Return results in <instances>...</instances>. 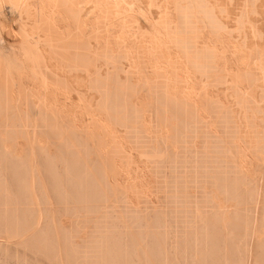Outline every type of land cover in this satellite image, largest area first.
<instances>
[{"label":"bare ground","instance_id":"bare-ground-1","mask_svg":"<svg viewBox=\"0 0 264 264\" xmlns=\"http://www.w3.org/2000/svg\"><path fill=\"white\" fill-rule=\"evenodd\" d=\"M106 1L0 0V115H3V117L11 115V118H17L18 121L23 117H28L29 119L31 118L29 117L30 112H27L28 108H31V113L41 120L38 122H43V127H46L45 131L48 128L49 135L54 140L53 144H49V146L39 143L35 134H33L35 132L33 128L34 132H31L37 140L34 139L35 143L31 145L35 147L33 148L31 146L30 148L27 146L29 149H23V146H20L23 149L22 151H24L21 152L22 154L17 152L19 151L16 150L17 148L14 149L15 147L13 145L15 143L12 145L13 149L8 147V142H5L7 140L0 143V232L3 235L6 234V238L10 237L13 239V245L10 241L12 247L33 243L38 248V252L39 249L41 251L43 249L44 251L51 249L49 253L53 250L52 254L55 252L56 260L59 259L57 257H60L59 260L62 261V255L68 256L71 251L76 253V255L81 254L82 243L85 242L81 235L85 232H82L84 225L89 220L88 218L92 217L90 219L94 221L91 222H95L93 218L96 217L97 224H92L97 225L98 232H95L98 234L93 235L95 237L91 238L89 241L90 246H88L91 249V253H89L91 254L90 258L96 261V264H264V174L261 172L264 169L259 170L260 167L264 168V164L256 168L251 164L252 161L249 162L252 167L248 166L249 163L247 164L248 157H252L258 163L264 162V30L260 29L256 24L258 23L256 22L257 20L255 21L256 18L259 20L261 15L263 17L264 0H243L238 8L239 13H237V17L235 16L232 20L235 22V27L230 26L229 19L232 14L228 7L231 5L234 7L235 2H237L236 0H228L229 6L227 3H221L222 0ZM172 3L177 6L174 8L176 10L173 16H171L172 12H170L172 8L170 6H173ZM261 7L263 11H261ZM161 14H167L165 22L161 20ZM132 15L133 17L139 15L149 26H153L154 33L152 31V35H147V37L141 35L144 36L143 38L139 35L141 40H138L144 46L140 48L139 45L141 46V43L138 42L137 44L139 45L137 46L140 49L136 46L138 49L135 48V50H137L138 54H143L144 56L142 57H147V55L152 54L154 58L148 59L147 65L144 66L148 69L150 68V74L153 73L158 78H154L156 82L153 85L155 91L153 92L158 95V100L161 101V106L159 108L155 107L159 109V112L163 116L161 115L162 117H160L159 113L154 112V114L158 115V118L155 115L157 120L154 121L155 118L153 114L151 115L153 110H148L151 104L149 108H146L148 106L146 104L147 101L145 100V105L137 98L139 96L138 92L142 91V88L144 89L154 82L150 79L152 83L148 84L149 79L146 80V77H141V75L145 74L144 72H140V76L135 78L134 61H130V56L134 55L133 50L128 49L129 47L126 50L124 46L125 51H121L120 49L122 47H119L118 50L120 52L117 56V54H114L113 49L110 50L112 45L108 44L105 45H108L107 47L110 46V52L107 50L108 48H104L107 50L104 54L106 52L110 54H106V59L103 54L101 56L105 59L104 66L106 65V69L109 68L112 71L107 69L104 75L103 65V68L100 66L103 72L99 70L101 68L95 69H98L100 72L97 70V74L93 73L95 76L89 82V92L92 95L100 94L99 97L101 98L100 100L96 98L97 102L94 109L91 108L93 106L92 104H87V100L85 101L86 106L84 107L87 111H95L99 115L97 117L103 120L105 118L107 122L106 124L104 122V125H102L103 121L100 124L97 120L105 129L104 131H108L106 129H109L110 125L111 127L114 126L116 129H120L125 133V137L129 141L128 144H131V147H135L134 149L136 151L139 149L140 153L143 154L142 156L145 159L147 158L149 163L146 162L150 164L151 172L155 174L154 178H158L157 180L160 181L159 193L161 194L162 192V194H165V197L163 196L164 198H162L163 202L160 201L162 205L158 203L156 205L150 201L154 205L149 207H146L148 205L146 202L150 203L147 198V200L144 198L146 200L144 202L147 205L145 206L143 204L144 202L142 203L145 207L142 204L139 205L141 207L137 204L135 205L131 201L132 198L130 199L128 196L130 192H127V188L125 187V190L123 187H120L116 182V178L114 179L112 173L117 168L114 167L113 155H121L124 153H120V151L118 153L116 147L111 148L110 146L111 150L109 149V154L105 153L104 150L107 149V144L109 143H106V138L104 139V135L99 133V130L97 132L93 131L94 129H91V125L88 127L77 125L76 120L79 119L76 115L77 112L75 113L77 116L75 120L74 114L72 115L68 111H65L66 109L60 108L56 104V102L58 103L57 100L51 101L52 99L48 97V95L50 96L52 94L49 90L50 88H54L52 92L57 91L56 93L60 97L63 95L66 97L68 92L78 91L74 87V89L71 88L73 85L70 84V81L62 71L61 73L63 75L60 74V70L55 69V65L54 68L52 67L50 63L51 59L55 58L57 59L56 61L59 60L64 66L66 73L79 74V72H86L88 66H95L97 64L98 57L95 54L97 50L91 48H96L97 44H101L97 37L100 32H109L110 34L108 33L107 35L105 33L104 35L109 37L112 35L113 37L111 36V38L113 42L115 41L114 43H118V41L122 43L130 41L131 44L136 34L126 27L131 28V26H134L133 28H136L138 25L135 24L134 19H131ZM56 17L59 20L61 17L64 18L61 19L63 22H66L69 31V33H66L70 34V36H66L67 38H61L60 34L59 36L56 34L57 30L54 31V29H57L54 27L58 24H55ZM113 18L114 21H117H112ZM118 26L120 28H126L124 30L125 32H122L123 30L121 31L123 35L120 33V30V34L118 32L116 33L115 27L117 28ZM102 27L105 28L102 29ZM101 29L103 31H100ZM110 29L119 36L115 35L114 32H110ZM135 30L138 29L136 28ZM140 30L136 33L141 34ZM76 31L77 34L85 33V36L86 34L87 37L89 36V38L83 37L84 39H88V45L87 42L84 43V39L83 41L80 40V43V41L71 37L73 36L71 33L76 36ZM6 39L9 41L8 44L4 43ZM215 40L217 42L227 40L228 43H231L228 45H232L234 51L244 55L241 58H250L248 62H251V66L248 63L245 67L248 68L250 66L249 69L252 68V70L248 73L246 68L243 67L246 70V72L242 71L245 76L243 74L240 76H242L241 78H246V81L241 79L244 81V84H242L245 86L248 82L249 89L254 84L253 90L255 91H252L258 94L256 91L259 90L263 96L260 95L259 99L255 97L249 104L246 101L247 99L242 100L245 96H251L250 91L246 88L247 86L245 87L246 90L242 84V86L240 85V76H238L237 81H233L239 74L236 73V77L232 78L229 75L231 74L230 69L228 71L226 70L229 64L227 59L229 61L232 56H229L230 58L228 56H226L227 58L225 56L220 57V61L222 63L225 62L224 64L227 66L224 65L225 67H221L220 63V67L218 66L216 60L218 59V54L216 55V53H218L217 49L221 48V46L217 48L215 44L211 43ZM111 42L110 44H112ZM92 43L94 44L92 45ZM146 43H148V47L147 45L145 46ZM123 44L120 45L119 43L116 46L118 48L119 45L123 46ZM126 44L129 46L128 43ZM222 44L224 45L225 42H222ZM177 46L182 48H179L184 52L181 51L183 53H181L182 55L176 52L179 50ZM46 47L51 48L52 53L49 54L50 56L46 53ZM165 48H168V51L174 48L175 54L178 53L177 60L183 59L184 64L182 62V68H178L177 65L181 63L176 62V60H172V62L171 57L170 62L166 61L165 53L163 54ZM226 49L228 48H222L223 51L227 52L225 55L228 54V50ZM218 51L220 50L218 49ZM223 51H221V54L225 53ZM99 52L102 53L100 50ZM139 56L141 55L139 54ZM175 56L172 57L176 58ZM116 58H119L118 60L121 64L125 62L129 65L124 64L125 67L127 66L125 68L118 60L117 63ZM107 59H110V62L108 61V67ZM141 59L139 58L140 61ZM144 60L147 59L144 58ZM239 61H235L234 63H238L236 64L238 67L240 66ZM135 63L137 64V60ZM117 64L123 66L121 73H124L125 76L123 74L122 77L120 73H117ZM138 64H141V62H138ZM119 65L118 69L121 67ZM112 66L113 68H111ZM184 66H187L185 68L186 70L184 69L185 71L183 70ZM115 67L116 69L114 70ZM137 67V70H139V66ZM223 67L228 72L229 78L225 74L226 72H223L225 70H219V68L222 69ZM220 71L224 73L222 75H224L225 79L222 77ZM182 72L186 74L183 75L184 77L181 74ZM215 73H220L221 77L217 78L218 76L216 77ZM146 74L148 73L146 72ZM208 74H214L216 78H212L213 75L209 76ZM191 77L192 79H201L202 77L200 80L202 81L201 84L204 83L202 87L207 83V79L208 81L211 80V82L215 80L212 83L209 81L210 83L208 82L207 86L216 82L214 85L217 84V89L221 86L220 88L224 90L228 86L227 88L234 89V92L236 89H239V92L240 90L243 91L242 87L245 89L244 91H248L249 95H244V91L243 93H239L236 90L239 93H237L238 95L236 97V94L234 95V92H232L233 90L228 89L236 97V100L241 94L239 96L241 100L238 99L240 103L237 101V105L239 107L241 106L240 110L242 112L240 115H242L237 116V110H234L235 108L231 104L227 106L229 104H225L223 101L214 100V97L219 96L218 93L216 94L217 96L211 97L206 93L209 87L204 86L207 90H204V87V89L200 88L208 96L207 99L202 91L204 95V99H201L204 101L203 107L207 109L213 102L211 109L214 110H211V114L215 112L214 117L217 115L215 119L211 120L209 118V122L212 121L216 124L219 118L221 121H217V124L222 122L225 130H219L220 132L218 134L223 133L222 135L224 136L214 135L216 132L215 127V130L213 129L215 132L213 130L212 133L210 132L211 126L213 128L215 125L212 122L210 124L206 120L207 118H204V113L207 112L204 110L206 109L202 105L199 106L197 104L198 102L196 103L197 100L195 101V97L197 99V96L195 93L197 91L193 90L194 87L192 88L189 84L190 82L193 83ZM247 77L253 81V83L250 81L252 83L250 86ZM138 78H142L144 81L142 79L140 81ZM189 80L191 81L188 82ZM220 80H223L221 81L222 85H220ZM142 82L145 83L142 84ZM34 84L38 85L40 89L42 88L43 92L38 89L41 94L38 93L37 87ZM85 84L84 87L86 86ZM214 85L212 86L215 87ZM28 88V91H30V88H32V91L35 88L34 91L36 90L37 92H33L35 94L38 93L39 96L41 95V98L37 97L38 94L34 95L31 91L32 93L30 92L29 97H27L28 99L26 98L29 107L24 112L25 110H22L24 103H21L23 101L21 98H17V96L20 97L22 90H27ZM148 88L153 90L151 86H148ZM148 88L147 90H150ZM15 89L18 91L17 94L20 91L19 95L13 94L16 93L14 91ZM201 91L199 90L198 92ZM27 92L24 93L27 94ZM48 92L51 94H48ZM148 92L150 94L152 91ZM24 93L22 92L23 95ZM199 94L201 95V93ZM242 94L244 97H242ZM78 96L82 97L81 95ZM209 96L213 100L211 98L209 99ZM255 96L257 95L255 94ZM154 97L156 98V96ZM233 98L231 99L233 100ZM93 100L95 101V97ZM198 100L200 101V99ZM156 104L158 103L156 102ZM250 104L253 105L251 106ZM152 105L154 106L155 104ZM198 106L200 109H198ZM81 107L83 106L81 105ZM169 107L174 111V115L172 114L173 116H170L173 118L169 117L168 113L170 112L168 111L170 109L167 110ZM201 108L204 113L200 112ZM73 110L71 113H73ZM88 113L90 112L86 114ZM208 115L211 116L210 114ZM214 117L212 116L211 118ZM6 119L8 120V118ZM23 119L21 122L19 121L20 124L24 121ZM31 120L29 119V121ZM17 122H14V124L16 123L17 125ZM165 123H171L174 126V128H172L173 126L171 127L172 130L175 129L171 133L172 136H169L171 135L169 134L170 130L164 128L163 125ZM3 124H5V128L7 126V130L4 129L6 130L5 132L7 134L9 133V137L12 139H15V135L16 137L18 135L22 137L24 132L27 138L30 137L29 134V137L27 135L29 130L26 128L31 125L26 124L25 128L23 123L24 129L28 130L27 132L26 130L24 131L23 126L20 124V128H18L20 130L9 129L8 123ZM209 124L211 125L210 127ZM16 125H13V127H16ZM81 125L83 124L81 123ZM247 125L248 128L251 127L254 131V138H252L254 141L252 143L248 142L251 138L247 141L246 135H243L247 133L243 130ZM1 134V137L6 138L7 134ZM6 139L12 142V139ZM19 139L17 138L15 140ZM41 142L43 141L41 140ZM198 142L204 144L202 145L201 143V149L199 148ZM16 144H18L17 141ZM26 144L28 145V143ZM105 151L107 152V150ZM38 158L39 162L43 164L42 167H44L45 175L49 179V193L46 189L47 185L45 186L41 178L40 172L42 170L39 172L40 167L37 168V164L40 163L37 162L35 165ZM130 159H133V157ZM134 159L131 161L134 162ZM143 174L140 172V175ZM7 176L9 177L7 178ZM140 177L142 178V176ZM9 178H11L10 181L8 180ZM38 194L42 195L43 198L41 196L38 198ZM37 198L39 200L42 198V204L44 203L42 205L43 207H41L40 201L38 203ZM69 214L74 218L73 220L77 218V221L66 224V221L64 222L62 218L64 215ZM41 217L44 218V221L41 220ZM81 218H87V221L84 219L80 220ZM174 223L177 226L180 224L181 227L179 228H182V230L180 229L181 235H175L176 237L174 235L173 237L171 236L173 232H171V228H175L173 227ZM85 228H88L87 225ZM85 230L88 233L87 229ZM22 237H25V239H21ZM89 238L85 239L87 240V245H89ZM252 243L253 245L255 244L258 250V253L256 255L254 254L255 256L252 252V247H254ZM0 246L10 248L9 242L7 241H0ZM90 249L85 250L86 253ZM86 253H83L86 257L85 255L82 256L88 259V253ZM69 258L72 261V258ZM81 259L84 260L83 258ZM91 259L89 260L91 261Z\"/></svg>","mask_w":264,"mask_h":264},{"label":"rangeland","instance_id":"rangeland-1","mask_svg":"<svg viewBox=\"0 0 264 264\" xmlns=\"http://www.w3.org/2000/svg\"><path fill=\"white\" fill-rule=\"evenodd\" d=\"M105 1H106V0H105ZM144 1H147V0H144ZM223 1H224V2H223ZM226 1H227V2H226ZM236 1H237V2H235L234 7H232V5L229 6L230 4H228V0H222V1H221V3H224V4L227 3V5L229 6L228 8H230L229 11H230V13L232 14L231 17H230V19H229V21H230V26L232 25L231 27H235V26H236V25H235V22H233L232 20L235 18L236 15H238V14H237V13H239V12H238V11H239L238 8L240 7V3L242 4V1H243V0H236ZM173 2H174V1H173ZM238 2H239V3H238ZM50 3H51V1H50ZM106 3H107V1H106ZM172 5H173V6H170V8L172 7L171 10H170V12H172L171 16L175 15V10H176V9H174V8L177 7V6L174 5V3H172ZM236 5H237V6H236ZM235 6H236V7H235ZM7 8H8V7H7ZM232 8H233V9H232ZM236 9H237V10H236ZM261 11H263L262 7H261ZM49 12H50V11H49ZM132 17H133V15H132ZM132 17H131V19H134V21L136 22L135 24H138L137 26L134 24V25L136 26V28H137L138 30L141 29V30H140V31H141V34H137L136 32H138V30H135L136 28H133L134 26H133V27L131 26V28H130V27H126V28L131 29V30L136 34L135 39L132 41L133 43L131 42V44H133V45L130 44V41H127V42H126V43L129 44V46H127V44H126L125 42H123V43L125 44V45H124L121 41H118V43H114L115 41L113 42V39L111 38L112 35H110V37L107 36L109 32H108V33L105 32V33H107V35H104L105 33H104V31H103L102 29L105 28V27H102V29H101L100 31H103V33H102V32H100V33L98 32V33H99V34H98L99 36H97V37L99 38V40H100L99 42H100L101 44H97V45H96V46H97L96 48H94V47L91 48V49L97 50V53H95V51L92 50L95 54H97V57H98L97 64H96L95 66H94V65H90V66H88L86 72H84V73L79 72V74H78V73H77V74H76V73H73V74L66 73V72H65L66 70H65L64 66L60 63L59 60H58V61H59V62H58V61H56L57 59H55V58H54L55 60H54V59H51V60H50V63H51V65H52V67L54 68V65H55V69H56V70H60V71H59L60 74L63 73V74L68 78V80L70 81V84L73 85V86L70 85L71 88L74 87V88H75L76 90H78V91H75V92L72 91V92H70V93L68 92L67 95H66V97H67V98H66L64 95L60 97V95H58V93H56L57 91L52 92V90H53L54 88H53V89L50 88L49 90H50V92H51L52 94H51L50 92H48V94H49V93L51 94L50 96L48 95V97H50V98L52 99L51 101H53V100L56 101V100H57L58 103L56 102V104L59 105L60 108H62V109H64V110L66 109L65 111H68V113H70V114H72V115L74 114L73 116L75 117V120L77 119V116H78L79 119L76 120L77 125L79 124V126H86V127H88L89 125H91V127H92L91 129H94L93 131H96V132H97V131L99 130L98 132L104 135V139L106 138V140H107L106 143H109V144H110V145L107 144L108 147H107V149H105V150H107V152L104 150L105 153H108V154H109V151L111 150L110 147H111V148H112V147H116L118 153H119V151H120V153H122V152L124 153V154H121V155H119V154H116V155L114 154V155H113V156H114V157H113V161L115 162V166H114V167H116L117 169L113 170V173H112V174H113V176H114V179L116 178V180H117L116 182L119 184V186H120V187H123L125 190H126V188H127V192H130V193H129L130 195H128V196H129L130 199L132 198L131 201H132L135 205L137 204V205L139 206V205H141L144 201H146L147 199L149 200V202L152 201V203L158 205V204H161V203L163 202V201H162V200H163L162 198L165 197V194H162V192H161V194L159 193V187H160L159 182H160V181L157 180L158 178H157V179L154 178V177H155V174L151 172L152 169H151L150 164H148L149 162L147 161V158L145 159V157L142 156L143 154L140 153L139 149L136 151V150L134 149L135 147L132 146V147H133V148H132V147L130 146L131 144H128L129 141H127V139H126V137H125V133H124L123 131H121L120 129H116V127H114V126L111 127V125H110V126H109L110 128H109V129H106V130H108L109 132H108V131H104L105 129L102 127V125H104V122H105V124H106V122H107V121H105V118H104V120H103V119L97 117V116H99V115H98L95 111H94V112H93V111L91 112L90 110L87 111V109L84 107V106H86V105H85V101L87 100V104H92L93 106H92L91 108L94 109V108H95V105H96V102H97V101H96V98H97L98 100H100V98H101V97H99L100 94H98V95L93 94V95H92V93L89 92V91H90V89H89V84H90V83H89V82H90L91 78H92L93 76H95L93 73L97 74V72H98L99 70L102 71V70L104 69V73H103V74L105 75V72H107V69H109V68L106 69V67H105L106 65L104 66V64H105V59H106V57H107L106 54L109 55V54H110L109 52H110V50H112V49H113V51L115 52L114 54H117V56L119 55L118 53L120 52V50H121V51H125V50H124L125 47H126V48H125L126 50H127V47H129L128 49H132V50H133L132 52H134V55H133V56H130V57H131V58H130V59H131L130 61H131V62L134 61L133 63H134V76H135V78H137V76H140L139 74H141V73H143V72L146 74V72H147L148 74H146V75H147L148 77H147L145 74H144V75H141V77L144 76V77H146V80L149 79V80H148L149 82L146 81V82H148V84L154 82V83L148 85L149 87L151 86V88L153 89V85H155V82H156V79H154V78H157V76L154 75L153 73L150 74V72H151V71H149L150 68L148 69V68H147L146 66H144V65H147V61H148V59H154V58H153L152 54L149 55V56L147 55L148 58H147L146 56H145V57H142V56H144V55L141 54V53H139V54L141 55V56H139V54L137 53V50H135V48L138 47L137 45H139V44H137V43H138V42L141 43V42H140L141 37H142V38L144 37V36H141V35H145V37H147V35H150V34L152 35V34L154 33L153 26H149V24L146 23V21H145L143 18L139 17V15H136V17L134 16L135 18H134V17L132 18ZM166 17H167V14H161V20H162L163 22L166 21V19H165ZM236 17H237V16H236ZM261 17H262V15H261ZM261 17H259V18H260L259 20H258V18H256L255 21L257 20V21H256V22H258V23H256L257 26L260 27V29L264 30V27H263V26H264V14H263L262 19H261ZM58 18H60V17H58ZM61 18H62V17H61ZM61 18H60V20H61V21H60V20L57 19V17H56L55 24H56V23H58V24H56L57 27H56V26L54 27V28H57V29H54V31L57 30V31H56V34H58V36H59V34H60V35H61V36H60L61 38H67L68 36H70V34H67V33H69V31H68V26H67V24H66L65 21L63 22L62 19H64V18H62V19H61ZM58 20H59V21H58ZM115 20H116V19H115ZM112 21H114V18H113ZM116 21H117V20H116ZM116 21H114V22H116ZM261 21H262V22H261ZM233 23H234V25H233ZM259 25H260V26H259ZM138 26H139L140 29L138 28ZM117 28H118V30H117ZM117 28L115 27V30H116V33L118 32V34H120V33H122V32H125L124 30H126L125 27H121V28H120V27L118 26ZM122 28H123V29H122ZM66 30H67V31H66ZM104 30H106V29H104ZM119 30H120V33H119ZM122 30H123V31H122ZM109 31L112 32V29H110ZM121 31H122V32H121ZM140 31H139V32H140ZM152 31H153V33H151ZM66 32H67V33H66ZM113 32H114V31H113ZM113 32H112V33H113ZM62 33H63L64 35H63ZM70 33H71V32H70ZM75 33H76V36H74L75 34L71 33V34L74 36V37H73V36H71V37H72L73 39H75V40H78V41L81 40V41H83V39H84L85 37H87V34H86V36H85V33H83V34L78 33V34H77V31H76ZM87 33H88V32H87ZM112 33H111V34H112ZM114 33H115V32H114ZM116 33H115V35H118V34H116ZM142 33H143V34H142ZM109 34H110V33H109ZM124 34H125V33H124ZM126 34H127V33H126ZM67 35H68V36H67ZM88 35H90V33H88ZM113 35H114V34H113ZM115 35H114V36H115ZM122 35H123V33H122ZM122 35H120V36H122ZM139 35H140L141 37H140ZM66 36H67V37H66ZM84 36H85V37H84ZM102 36H103V37H102ZM118 36H119V35H118ZM83 37H84V38H83ZM105 37H106V38H105ZM112 37H113V36H112ZM123 37H125V36H123ZM126 37H127V35H126ZM87 38H89V36H88ZM107 38H108V40H107ZM138 39H140V40H138ZM85 40H86V41H85ZM87 40H88V39H84V43L87 42V45H88V41H87ZM97 40H98V39H97ZM104 40H105V41L107 40L106 43H105ZM111 40H112V42H111ZM6 41H7V39L4 40V43H7V44H8L9 41H7V42H6ZM81 41H80V43H81ZM89 41H90V40H89ZM109 41H110L112 44H110ZM204 41H205V40H204ZM91 42H92V38H91ZM91 42H89V43H91ZM103 42H104V43H103ZM108 42H109V43H108ZM222 42H223V43L225 42V44L223 45ZM222 42H217V41L215 40V41H213V42H211V43H212V44H215L217 48H218L219 46H221V48H218L220 51H218V49H217V52H218V53H216V55L218 54L217 56H218L219 61L221 60L220 57L222 58V57H224V56H225V57H226V56H228V57H229V56H232V58H234V59H232V58L229 57V58H230L229 61H228V59H227V62L229 63V64H228V67H229V68L227 67L226 70L228 71V70L230 69L232 75H231V74H229V75L232 76V78H233V77L235 78L236 75L239 74V75H237V77H236L235 79H233V81H235V80L237 81L238 76H240V75H242V74H243V76H245L244 73H243L242 71L246 72V70H247L248 73L251 72L252 68L249 69L250 66H251V65H250L251 62H250V63L248 62V60L250 61V58H244V57L241 58V56H244V55H242V54H240V53L238 54V52L234 51L232 45L229 46V45L231 44L230 42L228 43L227 40H226V41H222ZM226 42H227V43H226ZM2 43H3V42H2ZM82 43H83V42H82ZM84 43H83V44H84ZM94 43H95V42H94ZM94 43H92V45H93ZM119 43H120V45L123 44V46H120V45H119L118 48H117L116 44L118 45ZM105 44L112 45L111 47L109 46V47H110V50H109V47H107L108 45L106 46ZM220 44H222V45H220ZM228 44H229V45H228ZM4 45H6V44H4ZM98 45H99V46H98ZM100 45H101V46H100ZM103 45H105V47H103ZM130 45H131V46H130ZM146 45H147V47L149 46L148 43H146L145 46H146ZM177 45H178V44H177ZM115 46H116V47H115ZM124 46H125V47H124ZM136 46H137V47H136ZM142 46H144L143 43H141V46L139 45L140 48H141ZM223 46L226 47V48H228V49H226V50H228V54H227V55H225L227 52H226V51H223L224 49L222 50V48H224ZM227 46H228V47H227ZM98 47H100L101 49L98 48ZM102 47H103V49H102ZM119 47H122L123 50H122V49L118 50ZM131 47H132V48H131ZM139 47H138V48H139ZM104 48H105V49L108 48L107 50H109V52H108V53L106 52V54H104V52L107 51V50H105ZM116 48H117V49H116ZM138 48H137V49H138ZM140 48H139V49H140ZM177 48L179 49L180 47L177 46ZM45 49H47V50H46V51H47L46 53H48V55L52 53L51 50H50V49H51L50 47H49V48L46 47ZM89 49H90V48H89ZM148 49H149V48H148ZM178 49H177V50H178ZM180 49H182V48H180ZM180 49H179L178 51H176V52H178L179 54H181V53L183 52V50H180ZM99 50L102 51V53L99 52ZM170 50H171L172 52L174 51V53H172ZM88 51H89V50H88ZM90 51H91V50H90ZM116 51H118V52H116ZM161 51H163V50H161ZM181 51H182V52H181ZM221 51H223V53H224V52H225V53H224V54H221V53H222ZM49 52H50V53H49ZM135 52H136V53H135ZM138 52H139V50H138ZM90 53H91V52H90ZM99 53H100V54H99ZM164 53H165V54H164ZM168 53H169V54H168ZM170 53H171V54H170ZM178 53H177V54H178ZM183 53H184V52H183ZM183 53H182V54H183ZM98 54H99V55H98ZM101 54L104 55L105 59H104V57L102 58ZM131 54H133V53H131ZM163 54L166 56V61H169V62H170V57H171V61H172V60H176V62L178 61L179 63H181L180 65L177 63V64H178V65H177L178 68H180V67L182 68V67H183V65H182L183 59H182V60H180V59L177 60V59H178V57H177L178 55L175 54V50H174V48H173V49H169V51H168V48H167V49L165 48ZM182 54H181V55H182ZM229 54H230V55H229ZM236 54H238V55H236ZM175 55H176V56H175ZM190 55H191V54H190ZM216 55H215V56H216ZM220 55H222V56H220ZM235 55H236V56H235ZM49 56H50V55H49ZM51 56H52V55H51ZM172 56H175L176 58H174V57H172ZM237 56H238V57H237ZM115 57H116V55H115ZM132 57H133V58H132ZM239 57H240V58H239ZM139 58H140V59L143 58V59H141V61H140ZM144 58L147 59V60H144ZM167 58H168V60H167ZM179 58H180V57H179ZM226 58H227V57H226ZM226 58H224V59L226 60ZM111 59H113V58H111ZM118 59H119V58H116V61H117ZM218 59H216V60H217V63H218V66L220 67L219 63L221 64V67L224 66V65H225V64H224V63H225L224 61H225V60L222 59V60H224V61H223L224 63H222L221 61L219 62ZM241 59H242L243 61H242ZM109 60H110V59H107V61H106V62H107V67H108L109 62H110ZM132 60H133V61H132ZM136 60H137V64H138V62H141V64H138V65H137V64L135 63ZM142 60H143V61H142ZM238 60H240V61H239V65H240V66H239V67L236 65V64H238V63L234 64L235 61L238 62ZM54 61H56V62H54ZM108 61H109V62H108ZM114 61H115V60H114ZM114 61H113V62H114ZM118 61H119V60H118ZM118 61H117V63H118ZM180 61H181V62H180ZM233 61H234V62H233ZM121 62H123V61H121ZM172 62H173V61H172ZM232 62H233V63H232ZM57 63H58V64H57ZM119 63H120V61H119ZM230 63H231V64H230ZM248 63H249V64H248ZM99 64H101V65H99ZM120 64H121V63H120ZM124 64H127V63L124 62V63H122L121 65L124 66ZM183 64H184V62H183ZM222 64H223V65H222ZM226 64H227V63H226ZM247 64L250 65V66H248V68L245 67V65L247 66ZM59 65H60V66H59ZM61 65H62L63 67H62ZM102 65L104 66V68H103ZM111 65H112V62H111ZM118 65H119V64H117V70H118V71H117V70H116V71H117V73H120L121 76H122V75L124 74V73H123V74L121 73V72H122V71H121V70H122L121 68H122L123 66L119 65V66H121V67L119 68V69H120V70H119V69H118ZM127 65H129V64H127ZM181 65H182V66H181ZM243 65H244V66H243ZM97 66H98V67H97ZM100 66H102L103 69H102ZM113 66H115V65H113ZM113 66H112L111 68H113ZM137 66H139V70H137V69H138ZM175 66H176V65H175ZM177 66H176V67H177ZM225 66H227V65H225ZM225 66H224V67H225ZM57 67H58V69H57ZM61 67L64 69V71H63V69H62ZM109 67H110V66H109ZM124 67H125V66H124ZM126 67H127V66H126ZM126 67H125V68H126ZM144 67H145V68H144ZM186 67H187V66H186ZM186 67L184 66L183 70H184ZM224 67H223L222 69L219 68V70H222V71L225 70ZM243 67H245L246 70H245V68H243ZM96 68H98V69L101 68V69H99V70L97 69V70H98V71H97V70H95ZM146 68H147L148 70H147ZM242 68H243V69H242ZM105 69H106V71H105ZM115 69H116V67L114 68V70H115ZM145 69H146V70H145ZM233 69H235V70L233 71ZM240 69H241V71H239ZM109 70H111V69H109ZM142 70H143V71H142ZM144 70H145V71H144ZM150 70H151V69H150ZM183 70H182V71H183ZM185 70H186V69H185ZM185 70H184V71H185ZM226 70L223 71V72H226L225 74L228 73ZM61 71H62V73H61ZM96 71H97V72H96ZM100 71H99V72H100ZM111 71H112V70H111ZM148 71H149V72H148ZM222 71H220V72H221V75H222V73H223ZM249 71H250V72H249ZM67 72H68V71H67ZM102 72H103V71H102ZM109 72H110V71H109ZM109 72H108V73H109ZM114 72H115V71H114ZM140 72H141V73H140ZM232 72H233V73H232ZM239 72H240L241 74H240ZM236 73H237V74H236ZM63 74H62V75H63ZM69 74H70V75H69ZM75 74H76V75H75ZM149 74H150L151 76H150ZM152 74H153V75H152ZM181 74H182V76H183V75H186L184 72H182ZM215 74H216V73H215ZM217 74H219V75H217ZM217 74H216V77L218 76L217 78L221 77L220 73H217ZM223 74H224V73H223ZM245 74H246V73H245ZM208 75H209V76H212V75L214 76V74H212V75H211V74H208ZM75 76H78V77H76L77 79L75 78ZM81 76H82V77H81ZM123 76H125V74H124ZM123 76H122V77H123ZM154 76H156V77H154ZM213 76H212V78H216L215 76H214V77H213ZM246 76L249 77L248 74H246ZM250 76H251V75H250ZM88 77H89V78H88ZM144 77H143V78H144ZM183 77H184V76H183ZM192 77H193V76H192ZM192 77H191V80H193V83L190 82L191 80H189L188 82H190L189 84H190V86H191L192 88L194 87L193 90L197 91V93H195V95L197 96V99H196V97H195V101L197 100L196 103L198 102L197 104H199V106L202 105V107H203V105H204V101H202V100L204 99L203 96H204L206 93H207L208 95H210L211 97H213V96H217L216 94L218 93L219 96H217L216 98L214 97V100L216 99L217 101H223V103H225V104H229V105H227V106H230V104H231V106H233V108H235L234 110H237V112H236V111H235V112H236L237 116H239L240 113L242 112V110H240V109H241V108H240L241 106L239 107V105H237V101H238V99H239V96H241V94L238 96L237 100H236V97H237V95H238L240 92L243 93V91H244L246 88H248V90L250 91V95H251V96L254 95L252 98H251V96H250V97H246V96H245V98H242V97H244L243 94H242V97H240V98H242V100L247 99L246 101H248V104H249V102H250L251 100L253 101V99H254L255 97H258V99H259V96H260V95L263 96V94H262L261 91H259V90L256 91V92H258V94L255 93V92H253V91H255V90H253V88H254L253 85H254V84L251 85L252 88L250 87V89H249V87H248V82H247V83L245 82L246 85L244 86V85H243V84H244V83H243L244 81H242L241 79H243V80L246 81V78H245V79H244V77L241 78L242 76L239 77V81L241 82L240 85L243 83L242 85L244 86V88H245L246 86H247V87H246L245 89L242 87L243 91L240 90V92H239V89H236V90H238L239 93L236 92V90H235V92H236V93H235V92H234V89H232V88H227V87H228L227 85H226L227 87H226L224 90H223V88H220L221 86L219 87V89H217V84L214 85L216 82L213 83V84H211L210 86H207V83H208L209 81L211 82V80L208 81L206 78H205V79H206L207 83H206L205 85H206V87H209V89L207 90L206 87H204L205 85H203V87L205 88V89H204V88L202 87V84H204V83L201 84L202 81H200V80L202 79V77H201V79H200V78H199V79H195V78L192 79ZM198 77H199V76H198ZM222 77L225 79L224 75H222ZM227 77H228V74H227ZM248 77H247V79H249V86H250V84H252L253 81L251 80V78H248ZM212 78H210V79H212ZM228 78H229V77H228ZM252 78H253V77H252ZM83 79H84V80H83ZM139 79H140V78H138V80H139ZM141 79H142V78H141ZM141 79H140V81H141ZM144 79H145V78H144ZM144 79H142V80L144 81ZM150 79H151V81H152V80H153V81L150 82ZM157 79H158V78H157ZM205 79H204V82H205ZM221 79H222V78H221ZM195 80H197L196 82H198V83L194 82ZM198 80H199V81H198ZM212 80H213V79H212ZM231 80H232V79H231ZM76 81H77V82H76ZM140 81H139V82H140ZM213 81H215V80H213ZM213 81H212V82H213ZM221 81H223V80H220V85H222V82H221ZM247 81H248V80H247ZM250 81H252V83H251ZM79 82H80V83H79ZM87 82H88V83H87ZM210 82H209V83H210ZM212 82H211V83H212ZM84 83H86V84H85V85H86V86H85L86 88L84 87ZM144 83H145V82H142V84H144ZM236 83H238V82H236ZM75 84H76V85H75ZM78 84H79V85H78ZM80 84H81V85L83 84V86H81ZM74 85H75V86H74ZM193 85H194V86H193ZM199 85H200L201 87H200ZM208 85H209V84H208ZM212 85H214L215 87H213ZM218 85H219V83H218ZM223 85H225V84H223ZM242 85H241V86H242ZM34 86L37 87L36 89H37V91H38L39 94H41V93L39 92V90H40L41 92H43L42 88L40 89V87H38V85L34 84ZM148 86H146V87L148 88ZM181 86H182V85H181ZM185 86H186V85H185ZM211 86H212V87H211ZM241 86H240V87H241ZM83 87H84V88H83ZM146 87H145V88H146ZM74 88H73V89H74ZM79 88H80V90H79ZM81 88H83V89H81ZM145 88H144V89H143V88H142V89L140 88L142 91H140V89H139V91H140L141 93L138 92V93H139V96H137V98H139L140 101L143 102V104L146 103L145 100L147 101L146 104H147L148 106H147L146 108H149V107L151 106L148 110H151V111L153 110V111H152L153 113L151 112V115L153 114V116H154V118H155L154 121H156L157 118H158V115L154 114V112L157 113V114L159 113L160 117L163 116L162 113L159 112V109H158V108L161 106V105H160V104H161V101L158 100L159 97H158V95H156V94L154 93V92H155L154 89L151 90L150 88H148V89H150V90H147V88H146V89H145ZM200 88H203L204 90H207V92L204 93L205 91H203V89H202V91H203V93H204V95H203V93H202V91H201ZM34 89H35V88H34ZM34 89H33V91H34ZM38 89H39V90H38ZM212 89H213V90H212ZM216 89H217V90H216ZM228 89L233 90L232 92H234V95L236 94V95H235L236 97H234V96H233V93L230 92V91H228ZM16 90H17V89L14 90V91L16 92V93H13L14 95L18 93V91H16ZM24 90H25V89H24ZM24 90H22L23 93H24V92H27V91L29 90V88H28L27 90H25V91H24ZM84 90H85V91H84ZM199 90H200L201 92H198ZM218 90H219V91H218ZM221 90H222V91H221ZM226 90H227V91H226ZM246 90H247V89H246ZM252 90H253V91H252ZM31 91H32V88H30V91H28L27 94L24 93V95H23L22 92H21L22 96H24L23 99H22V96H21V94H20V91H19L20 97L17 96V95H19V94L16 95L17 98H21V100L23 101V102H21V103H24V104H23V107H22V110H23V109L25 110L24 112H26V111H27V108L29 107V105H28V101H27V99H28L27 97H29L28 95L30 94ZM33 91H32V92H33ZM37 91L35 90L34 92L36 93ZM148 91H152V92L154 91V92H153V93L150 92V94H149ZM251 91H252L253 93H252ZM32 92H31V93H32ZM34 92H33L34 95H37V94H38V93L35 94ZM44 92H45V91H44ZM77 92H78V93H77ZM80 92H81V93H80ZM228 92H229V93H228ZM244 92H245L244 95H245V94H248V95H249L248 91H244ZM259 92H260V94H259ZM72 93H73V94H72ZM142 93H143V94H142ZM199 93H201V95H200ZM226 93H227V94H226ZM237 93H238V94H237ZM251 93H252V94H251ZM25 94H26V95H25ZM39 94H38L37 97H40V98H41V95L39 96ZM43 94H44V93H43ZM55 94H56V95H55ZM68 94H69V95H68ZM71 94H72L73 96H72ZM82 94H84V95H82ZM85 94H86V95H85ZM140 94H142V95L140 96ZM144 94L146 95V97H145ZM153 94H154V95H153ZM197 94H199V95H197ZM212 94H213V95H212ZM228 94H229V96H227ZM230 94L232 95V97H230V96H231ZM255 94H256L257 96H255ZM53 95H54V96H53ZM70 95H71V96H70ZM78 95H81L82 97H80V96H78ZM94 95H95V96H94ZM137 95H138V94H137ZM147 95H148V97H147ZM151 95H152V96H151ZM248 95H247V96H248ZM16 96H15V97H16ZM25 96H26V97H25ZM69 96H70V97H69ZM84 96H85V97H84ZM87 96H88V97H87ZM153 96H156V98H155V97L153 98ZM200 96H202V97L199 98ZM205 96H206V95H205ZM210 96H209V99L211 98ZM52 97H54V98H52ZM55 97H56L57 99H56ZM63 97H65V98H63ZM94 97H95V101L93 100ZM144 97H145V99H143ZM207 97H208V96H206V98H207ZM226 97H228L229 99L226 98ZM233 97H234V98H233ZM17 98H15V99H17ZM24 98H25V99L27 98L26 101H25ZM68 98H69V99H68ZM80 98H81V100H80ZM83 98H85V99H83ZM231 98H233V100H232ZM248 98H249V99H248ZM48 99H49V98H48ZM59 99H60V100H59ZM63 99H64V100L67 99V100H66L67 102L64 101ZM141 99H143V100H141ZM198 99H200V101H199ZM201 99H202V100H201ZM207 99H208V98H207ZM207 99H206V100H207ZM211 99L213 100V98H211ZM155 100H156V101H155ZM235 100H236V103H235ZM239 100H241V99H239ZM72 101H73V102H72ZM76 101H77V102H76ZM81 101H82L83 103H82ZM150 101H151V102H150ZM159 101H160V103H159ZM201 101H202L203 103H202ZM209 101H211V100H209ZM226 101H229V102L226 103ZM63 102H64V103H63ZM142 102H141V103H142ZM144 102H145V103H144ZM149 102H150V103H149ZM152 102H153V103H152ZM156 102H157L159 105L156 104ZM207 102H208V101H207ZM238 102H239V101H238ZM205 103H206V102H205ZM208 103H209V102H208ZM212 103H213V102H212ZM212 103H211V104L209 103V104L213 107V104H212ZM239 103H240V102H239ZM250 103H251V102H250ZM60 104H61V105H60ZM65 104H66V105H65ZM72 104H74V105H72ZM80 104H81L84 108L81 107ZM146 104H145V105H146ZM150 104H151V105H150ZM152 104H155V105L153 106ZM209 104H208V105H209ZM263 104H264V103H263ZM20 105H21V104H20ZM27 105H28V106H27ZM149 105H150V106H149ZM157 105H158V106H157ZM250 105H251V104H250ZM252 105H253V104H252ZM252 105H251V106H252ZM24 106H25V107H24ZM62 106H63L64 108H63ZM75 106H76V107H75ZM79 106H80V107H79ZM155 106L158 107V108L156 109ZM199 106H198V109H200ZM211 106L207 107V105H206L207 109L203 107L204 109H206V110H204V111H207L208 113H207V112H205V113L202 112V110H203L202 108H201V110H200L201 113H204V115H205L204 118H207L206 120H207L208 122L210 121L209 118L212 120V119H215V117L217 116V115H216V116L214 117V115H215L214 113H215V112H213V113L211 114V110H212V109H211ZM237 106H238V107H237ZM71 107H72V108H71ZM75 108H76V109H75ZM153 108H155V109H153ZM29 109H30V110H29ZM73 109H74V110H73ZM88 109H89V108H88ZM169 109H170V110H169ZM72 110H73V113H71ZM78 110H79V111H78ZM80 110H82V111H80ZM154 110H155V111H154ZM157 110H158V112H156ZM167 110H169L168 112H170V113H168V114H169V117L174 115V111H173V109H171V107L167 108ZM208 110H209V111H208ZM213 110H214V109H213ZM213 110H212V111H213ZM172 111H173V112H172ZM239 111H240V112H239ZM29 112H30V113H29ZM76 112H77V113H76ZM87 112H90V113L93 114V115H91L90 113L86 114ZM171 112H172V113H171ZM209 112H210V113H209ZM27 113L30 114L29 117H31V118H29V119H30V120L32 119L31 121H33V122L29 121L28 117H27V118H26V117H23L24 119H23V118H22V119H23L24 121L22 122V124H20L19 121L21 122L22 119H20V120L18 121L17 118H16L17 120H16L15 118H11V115H10V116H9V115H8V116L6 115V116H4L5 118L3 117V115H2V116L0 115V118H1V120H0V125H1V127H0V128H1V129H0V134L3 133V135H6V134H7V133L5 132V131L7 130V126H6V128H5V124H3V123H8L9 125H11V124L13 123L12 126H10V127H9V125H8V128H9V129H12V130L20 128V125L23 126V123H24V125H25V128H26V124L31 125V126H29V127L27 126L28 128H26V129L29 130V133H27V135H28V134L30 135V137H29V135H28L29 138L26 137V135H25L26 133L24 132V134L22 135V137H19V135H18V137H16V135H15V137H14L15 139L20 138L19 140H15V139L10 138V137H9L10 134L8 133V134H7L8 137H7V135H6V138L12 139V142H11V140L6 139L5 137H1L2 134L0 135V139H1V140H0V143L3 142L4 140H7V141H5V142H8L7 144H8V147H9V148H12V145L15 143V145H13V147H15L14 149L17 148L16 150H19V151H17V152H19L20 154H22L21 152H24V151H22L23 149H26V148L29 149L28 147L31 148V146L35 143V140H37V139H38L39 143H43V144H45V145H47V146H49V144H53V142H54V140H53V139L51 138V136L49 135L48 128H47V131H45L46 127H43V124H42L43 122H42V123H41V122H38L40 119H38L37 116H34V115L31 113V108H28V112H27ZM75 113H76L77 116L75 115ZM79 113H81V114H79ZM201 113H200V114H201ZM31 114H32L33 116H32ZM89 114H90L91 116H90ZM94 114H95V115H94ZM172 114H173V115H172ZM208 114H210L211 116H209ZM81 115H82V116H81ZM87 115L90 116L89 119H88L89 116H87ZM155 115L157 116V118H156ZM161 115H162V116H161ZM201 115L204 116L203 114H201ZM241 115H242V114H241ZM241 115H240V116H241ZM94 116H96V117H94ZM153 116H152V117H153ZM212 116H213L214 118H211ZM12 117H13V116H12ZM33 117H34V118H33ZM80 117H81V118H80ZM100 117H101V116H100ZM3 118H4L5 120H4ZM6 118H8V120H7ZM10 118H11V119H10ZM94 118H96V119H94ZM154 118H153V119H154ZM170 118H173V117H170ZM217 118H218V117H217ZM217 118H216V120H217ZM27 119H28V121H27ZM3 120H4V121H3ZM9 120H11V121H9ZM12 120H13V122H12ZM34 120H35V121H34ZM78 120H79V122H78ZM92 120H93V121H92ZM97 120L99 121L100 124H101L102 121H103L102 125H100V124L97 122ZM216 120H215V121H216ZM5 121H6V122H5ZM8 121H9V122H8ZM17 121H18V122H17ZM25 121H27V122L25 123ZM40 121H41V120H40ZM84 121H87V122H84ZM89 121H90V122H89ZM217 121H221V120L218 118ZM217 121H216V124H215L214 122L211 121L212 124L214 123V125H215V126H213V128H212V126L210 125L211 122H209V123H210V124H209V127L211 126V129H210L211 131H210V132L212 133V130H213L214 127H215L216 130H215V129H214V130H215L216 132L213 130V131L215 132V134H214V132H213V134H214V135H217V136H220V135H221V136H224V135H222L223 133H221L220 135L218 134V133L220 132L219 130H225V129H224V126H223L222 122H221V123L219 122V123L217 124ZM14 122H17L18 124L16 125V123L14 124ZM80 122H81L83 125H81ZM1 123H2V124H1ZM10 123H11V124H10ZM36 123H38L39 125L36 124ZM88 123H89V124H88ZM91 123H92V124H91ZM19 124H20V125H19ZM32 124H33V126H32ZM35 124H36V126H34ZM41 124H42V125H41ZM98 124H99V125H98ZM219 124H221V125L219 126ZM6 125H7V124H6ZM13 125H16L17 128H16V127H13ZM107 125H108V124H107ZM167 125H168V126H167ZM3 126H4V127H3ZM163 126H164V128H167V129L170 130L169 134L173 133V131L175 130V129H173V130L171 129V127L173 126L171 123H167V124L165 123ZM166 126H167V127H166ZM11 127H12V128H11ZM36 127H37V128H36ZM41 127H42V128H41ZM2 128H3V129H2ZM30 128H31V129H30ZM33 128H34L35 130H34ZM40 128H41V129H40ZM89 128H90V127H89ZM172 128H174V126H173ZM247 128H248V125H247L246 128H244L243 130H244V132H247V133L249 132L250 135L247 134V133H245V134H243V135H244V136L246 135L245 137H246L247 141L251 138L250 141H248V142H249V143H252V142L254 141V139L252 140V138H254V134H253L254 131L251 129V127H249L248 129H247ZM4 129H6V130H4ZM9 129H8V130H9ZM23 129H24V126H23ZM26 129H24V131H25ZM38 129H40V130H38ZM43 129H44V130H43ZM113 129H114V130H113ZM167 129H165V130H166V131H169V130H167ZM217 129H218V131H217ZM246 129H247V131H246ZM2 130H3V132H2ZM18 130H20V129H18ZM28 130H26V131L28 132ZM33 130H34L35 132H34ZM37 130H38L39 132H38ZM110 130H111V131H110ZM119 130H120V132H119ZM171 130H172V132H171ZM31 131L34 132L33 134H35V137H36L37 139L34 137V135H32V132H31ZM36 131H37V132H36ZM42 131H44V132H42ZM102 131H104V132H102ZM115 131H117V132H115ZM250 131H251V132H250ZM7 132H9V131H7ZM107 132H108V133H107ZM113 132H114V133H113ZM221 132H222V131H221ZM223 132H225V131H223ZM242 132H243V131H242ZM4 133H6V134H4ZM10 133H11V131H10ZM47 133H48V134H47ZM104 133L107 134V135H105ZM216 133H217V134H216ZM19 134H22V133H19ZM36 134H37V135H36ZM40 134H41V137H40ZM45 134H46V135H45ZM110 134H111V135H110ZM113 134H114V135H113ZM47 135H48V137H47ZM248 135H249V136H248ZM252 135H253V136H252ZM169 136H172V134L169 135ZM31 137H33V138H31ZM42 137H43V138H42ZM21 138H24L25 140H24V139H21ZM41 138H42V139H41ZM115 138H116V139H115ZM28 139H29V142H28ZM34 139H35V140H34ZM23 140H24V141H23ZM32 140H33V141H32ZM41 140H42L43 142H41ZM45 140H47V141L49 140V142H47V141H45ZM51 140H53V141H51ZM106 140H105V141H106ZM109 140H110V141H109ZM122 140H123V141H122ZM16 141H17L18 144H16ZM30 141H31V142H30ZM38 141H37V144H38ZM116 141H117V142H116ZM119 141H120V142H119ZM125 141H126V143H125ZM199 141H200V140H199ZM21 142H22V143H21ZM23 142L28 143V145H27L26 143H23ZM32 142H33V143H32ZM202 142H203V140H202ZM202 142H198V143H199L198 145L200 146ZM9 143H11V144H9ZM124 143H125L126 145H125ZM21 144H22V145H21ZM31 144H32V145H31ZM0 145H1V144H0ZM9 145H10V146H9ZM17 145H18V146H17ZM24 145H25V146H24ZM35 145H36V144H35ZM111 145H112V146H111ZM121 145H122L123 147H122ZM202 145H204V144L202 143ZM20 146H21V147L23 146V147H22L23 149H22ZM27 146H28V147H27ZM109 146H110V147H109ZM127 146H129L130 148L127 147ZM32 147L34 148L35 146H32ZM126 147H127V148H126ZM18 148H19V149H18ZM121 148H122V150H121ZM124 148H125V149H124ZM199 148L201 149V146H200ZM202 148H203V146H202ZM12 149H13V148H12ZM109 149H110V150H109ZM118 149H119V150H118ZM123 149H124L125 151H124ZM132 149H134L135 151L132 150ZM16 150H15V151H16ZM20 150H21V151H20ZM202 150H203V149H202ZM131 151H132V152H131ZM125 152H127V153H125ZM26 153H27V150H26ZM131 153H132V154H131ZM133 153H134V154H133ZM24 154H25V153H24ZM136 154H137V155H136ZM129 155H130V156H129ZM131 155H132V156H131ZM117 156H118V157H117ZM119 156H120V157H119ZM115 157H116V158H115ZM131 157H133V159L135 158V159H134V162L131 161V160H133V159H130ZM123 158H124V159H123ZM127 158H128V159H127ZM249 158H250V159H249ZM117 160H118V161H117ZM126 160H127V161H126ZM247 160H248L247 164H248L249 162H251V161H252V162H255V163H252V162H251V164L254 165V166H253L254 168H256L257 166L259 167L260 165H263V164H264V162H263V163H262V162H261V163H260V162L258 163L257 161H254V159H252V157H248ZM35 161H36V160H35ZM141 161H142V162H141ZM143 161H144V162H143ZM146 161H147L148 163H147ZM37 162H39V158H38V160L36 161L35 165L37 164ZM127 162H128V165H127ZM130 162H132L133 164L130 163ZM39 163H40L41 165H40V164H37V168H38V167L42 168V169L39 168V172H40V170H42L41 172H43V173L40 172V174H41V178L43 179V182L45 183V186L47 185V186H46V189H47V191H48V193H49V189H48V188H49V183H48V182H49V179H48L47 175H45L44 167H42L43 164H42L41 162H39ZM135 163H136V164H135ZM143 163H144L145 166L143 165ZM146 163H147V165H146ZM127 166H128V167H127ZM134 166H135V167H134ZM248 166H249V167H252V165L250 166V163L248 164ZM132 167H133V168H132ZM138 167H139V168H138ZM145 167H146V168H145ZM147 167H148V168H147ZM263 167H264V166H263ZM118 168H119L120 170H119ZM260 168H261V169H260ZM260 168H259V170L264 169V168H262V167H260ZM129 169H130V170H129ZM143 169H144V170H143ZM145 169H146L148 172H147ZM150 169H151V170H150ZM117 170H118V171H117ZM121 170H122V171H121ZM133 170H135V171H133ZM141 170L143 171L144 174L142 173ZM134 172H135V174H134ZM137 172H138V173H137ZM140 172H141V174L144 175V177H143V175H140ZM149 172H150V173H149ZM261 172H263V174H264V171H261ZM118 173H119V174H118ZM128 173H130V174H128ZM138 174H139V176H137ZM148 174H149V175H148ZM146 175H147V177H146ZM153 175H154V176H153ZM44 176H46V177H44ZM131 176H133V177H131ZM134 176H135V177H134ZM136 176H137V177H136ZM140 176H142V178H141ZM8 177H9V176H7V178H8ZM130 177H131V178H130ZM139 177H140V178H139ZM152 177H153V178H152ZM145 178H146V179H145ZM147 178H148V179H147ZM10 179H11V178H9L8 180L10 181ZM159 180H160V179H159ZM13 181H14V180H13ZM13 181H12V182H13ZM164 181H165V180H164ZM12 182H11V183H12ZM141 182H142V183H141ZM157 182H158V183H157ZM143 183H144V184H143ZM135 184H136V185H135ZM137 184H138V185H137ZM148 184H149L150 187L147 186ZM158 184H159V185H158ZM125 187H126V188H125ZM50 188H51V187H50ZM137 188H138V189H137ZM141 190H142V191H141ZM156 190H157V191H156ZM198 190H199V189H198ZM135 191H136V192H135ZM160 191H161V190H160ZM199 191H200V190H199ZM143 192H144V193H143ZM146 192H147V193H146ZM48 195H49V194H48ZM153 195H154V196H153ZM40 196L42 197V195L38 194V198H39ZM163 196H164V197H163ZM38 198H37V199H38ZM42 198H43V197H42ZM42 198H40V200L38 199V203L41 202V204H40L41 207H43L42 205H44V203L42 204V202H43V201H42ZM144 198H145V199L147 198V199L145 200ZM160 198H161V199H160ZM137 199H138V200H137ZM150 199H151V200H150ZM39 201H40V202H39ZM158 201H159V202H158ZM160 201H162V202H160ZM48 203H49V202H48ZM146 203H147L148 205L145 204V202L143 203V204H145V206L147 205L146 207H149V206L154 205V204H151V202H150V203L146 202ZM157 203H158V204H157ZM143 204H142V205H143ZM149 204H150V205H149ZM161 205H162V204H161ZM45 206H46V205H45ZM143 206H144V205H143ZM145 206H144V207H145ZM139 207H141V206H139ZM43 216H44V215H43ZM65 216H66V217H65ZM68 217H69V218H68ZM41 218H42V217H41ZM71 218H72V217H71L70 214H69V215H64L62 219L64 220V222L66 221V224H70V223L73 222V221H77V218H75V220H73L74 218H72V219H71ZM90 218H92V217H90ZM90 218H88V219H89L88 221H90V222H91V221H94V220H92V219H90ZM67 219H69V220H67ZM82 219H84V220L87 221V218H86V219H85V218H81L80 220H82ZM93 219H95V222H91V223H90V222L87 221L88 224L85 223L89 229H88V228H85L86 225H84V230L82 229V230H83L82 232L85 231L84 233L81 234L83 240L85 241L84 243H82V249L80 250V251H82L83 253H86L87 249H90V248L88 247V246H90L89 241L91 240L92 237H95V236H93V235H97V234H98V233H97V232H98V231H97V225L92 224V223H96V224H97V222H96L97 219H96V217H94ZM41 220L44 221V218H42ZM89 223H90V224H89ZM91 224H92L93 226H92ZM175 225H176V224L174 223V224H173V227H175L176 229H175V228H171V229H172L171 232H172V231L174 232V233L172 232V235H171L172 237H173V235H174V237L181 235V234H180V233H181L180 229L182 230V228H179V227H181L180 224H178L179 226L176 225L177 227H176ZM90 226H92V227H90ZM92 228H93V229H92ZM85 229H87V232H88V233H86V230H85ZM91 229H92V230H91ZM95 229H96V230H95ZM3 230H4V229H3ZM98 230H99V229H98ZM1 231H2V230H1ZM95 231H97V232H95ZM179 231H180V232H179ZM2 232H3V231H2ZM92 232H93V233H92ZM3 233H5V232H3ZM96 233H97V234H96ZM175 233H176V234H175ZM86 234H87V235H86ZM178 234H179V235H178ZM88 235H89V237H90V235H91V237H90V238L87 237ZM175 235H176V236H175ZM1 236H2V237H1ZM6 237H7L6 234L3 235V234L0 232V241H1V242H6V241H7V242H9V245H10V248L8 247L9 249L6 248V247H2V246H0V248H1V249H0V264H41L42 262H43V264H52V263H53V264H70V263H71V264H87V263H88V264H92V263L96 264V263H95L96 261H94L93 259L90 258L91 254H89V253H91V249L88 250V252H87L88 255H89V257H88V255H87V258H88V259H85L84 256H82V255H85V254H83L82 252H80L81 254H77V255L81 256V257H79V256L76 255V253H74L73 251H71V252L68 254V256L72 258V259H71L72 261H70V258H69L68 256H64V255H62L63 257L61 258V259H62V261H61V260H59L60 257H57V258H59V259L56 260L55 252H54V254H52V253H53V250H52L51 253H49V251H50L51 249H48V250L46 249L47 251H44V249H43V251H41V250L39 249V252H38V248H37L33 243L30 244V245L26 244L27 246L24 245V244H23L22 246H21V245H20V246H16V245H19V244H16V245H15L16 247H14V246L12 247L13 242H14L13 239L10 238L9 236H8L9 238H6ZM4 238H5V239H4ZM23 238L25 239V237H22L21 239H23ZM87 238H89V239H88V244H89V245H87V240H85V239H87ZM11 239H12V240H11ZM10 241H11L12 245L10 244ZM85 243H86V244H85ZM83 244H85V245H83ZM170 245H171V244H170ZM252 245H253V243H252ZM252 245H251V246H252ZM86 246H87V247H86ZM253 246H254V247H252V248H253V249H252V252H253V255H254V254L256 255V254L258 253V250H257V248L255 247V244H254ZM83 247H85V248H83ZM16 248H17V249H16ZM26 248H27V249H26ZM35 248H36V251H35ZM86 248H87V249H86ZM18 249H20V250H18ZM83 249H84V250H83ZM8 250H10V251H8ZM33 250H34V251H33ZM85 250H86V251H85ZM14 251H15V252H14ZM17 251H18V252H17ZM84 251H85V252H84ZM255 251H257V252H255ZM26 252H27V253H26ZM46 252H47V253H46ZM254 252H255V253H254ZM29 253H30V254H29ZM32 253H33V254H32ZM35 253H36V254H35ZM87 253H86V254H87ZM15 254H16V255H15ZM18 254H19V255H18ZM28 254H29V255H28ZM70 254H71V255H70ZM72 254H73V255H72ZM32 255H33V256H32ZM42 255H43V256H42ZM56 255H57V254H56ZM255 255H254V256H255ZM45 256H46V257H45ZM28 257H29V258H28ZM64 257H65V258H64ZM76 257H77V258H76ZM85 257H86V255H85ZM78 258H79V259H78ZM81 258H83L84 260H82ZM63 259H64V260H63ZM89 259H91V261H90ZM76 260H77V261H76ZM85 260H87V261H85ZM83 261H84L85 263H84ZM93 261H94V262H93ZM54 262H55V263H54ZM61 262H63V263H61ZM76 262H77V263H76ZM89 262H90V263H89ZM97 264H98V263H97Z\"/></svg>","mask_w":264,"mask_h":264}]
</instances>
